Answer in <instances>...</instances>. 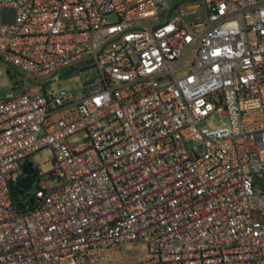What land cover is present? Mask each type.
<instances>
[{
  "label": "built area",
  "instance_id": "built-area-1",
  "mask_svg": "<svg viewBox=\"0 0 264 264\" xmlns=\"http://www.w3.org/2000/svg\"><path fill=\"white\" fill-rule=\"evenodd\" d=\"M202 2L160 21L163 0H0V59L24 74L0 97V264L138 242L133 264H264V0ZM90 66L83 92L36 85ZM46 147L48 173L30 162Z\"/></svg>",
  "mask_w": 264,
  "mask_h": 264
},
{
  "label": "rangeland",
  "instance_id": "rangeland-1",
  "mask_svg": "<svg viewBox=\"0 0 264 264\" xmlns=\"http://www.w3.org/2000/svg\"><path fill=\"white\" fill-rule=\"evenodd\" d=\"M203 0H163L164 6L166 8L165 12H160L158 18L159 20H165L169 16L170 12L173 15H177L178 9L182 8L184 5H201ZM108 22L115 23L118 20L116 14L112 13L106 16ZM198 17L196 15H191L185 17V20H194ZM159 20L156 18L148 19L147 22L155 26ZM158 21V22H157ZM5 64L0 59V97L6 96L9 93H18L23 88V82L20 81L24 78V74H20V77L12 80L8 74V69L13 71H18L14 67H10ZM185 65L182 68V72L178 74L181 75L185 72ZM19 72V71H18ZM21 73V72H19ZM98 78V70L96 66H90L88 68L80 69L79 67H72L71 69H66L55 73L47 77H40L36 80V85L39 87L44 86L47 94L57 93L61 90L70 91L73 93H80L84 91L85 85ZM28 81L30 84L33 78ZM34 81V80H33ZM17 82V83H16ZM16 83V84H15ZM13 87H16L15 89ZM208 125L210 127H217L220 125V119L218 114L212 115L208 120ZM67 142L72 148L81 146L84 142V136L82 132L76 133L67 139ZM52 160L53 151L51 148L46 147L40 151L34 153L30 157V162L36 169H41L44 173H48L52 170ZM22 171H18L17 175H21ZM255 186L260 187L264 190V179H260L257 176L253 177ZM36 190V184L32 186L30 193L33 197ZM22 198L21 195H19ZM148 254L147 245L143 242L124 244L119 247H114L110 249L102 260V264H133L140 262L146 258Z\"/></svg>",
  "mask_w": 264,
  "mask_h": 264
},
{
  "label": "water",
  "instance_id": "water-1",
  "mask_svg": "<svg viewBox=\"0 0 264 264\" xmlns=\"http://www.w3.org/2000/svg\"><path fill=\"white\" fill-rule=\"evenodd\" d=\"M34 180H35V177L33 175L21 176L20 178L17 179L16 186L19 189L28 192L31 190L32 183Z\"/></svg>",
  "mask_w": 264,
  "mask_h": 264
},
{
  "label": "trees",
  "instance_id": "trees-1",
  "mask_svg": "<svg viewBox=\"0 0 264 264\" xmlns=\"http://www.w3.org/2000/svg\"><path fill=\"white\" fill-rule=\"evenodd\" d=\"M10 68V67H9ZM20 72V71H19ZM18 71H11L10 69H8V74H9V76H10V78L12 79V80H14V79H17V77H20L23 73H19ZM21 74V75H20ZM23 76V75H22ZM21 83L22 82H24V80L22 79L21 81H20ZM31 83H33L34 81L32 80V81H30ZM17 83V82H16ZM15 83V84H16ZM14 89L16 88V87H13ZM31 167H27L26 169L28 170V169H30ZM13 188H16V187H13ZM14 199H15V201H18V199H17V197H16V195H14Z\"/></svg>",
  "mask_w": 264,
  "mask_h": 264
}]
</instances>
